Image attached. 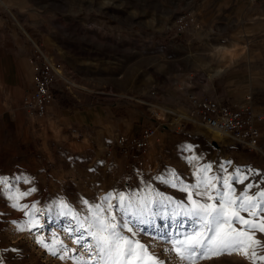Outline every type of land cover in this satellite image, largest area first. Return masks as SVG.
<instances>
[{
  "label": "rangeland",
  "instance_id": "374dc122",
  "mask_svg": "<svg viewBox=\"0 0 264 264\" xmlns=\"http://www.w3.org/2000/svg\"><path fill=\"white\" fill-rule=\"evenodd\" d=\"M186 12L199 28L178 34L176 20ZM20 41L62 63L69 85L59 83L61 92L44 119L0 89V264H98L95 241L81 229V247L77 234L69 235L66 226L77 221L63 215L67 209L60 203L90 222L88 208L107 209L103 199L109 194L116 205L119 193L134 208L142 198L151 201L144 217L150 223L134 222L133 231L123 234L157 264H190L171 243L199 227L184 215L192 205L182 186L193 200L217 207V191L231 189L237 203L245 193L258 197L264 191L263 153L245 151L198 123L183 120L179 132L180 122L168 115L184 116L187 94L228 100L253 91L264 100V0H0V49L5 53L6 44ZM156 111L167 112L165 123L174 126L164 124L143 153L118 156L114 172L103 169L104 143L157 124ZM206 186L212 201L196 194ZM105 214L119 222V210ZM239 215L256 224L264 219ZM232 227L245 228L238 222ZM248 235L259 243L241 238L245 250L195 264H264V233Z\"/></svg>",
  "mask_w": 264,
  "mask_h": 264
},
{
  "label": "snow or ice",
  "instance_id": "6c2138e0",
  "mask_svg": "<svg viewBox=\"0 0 264 264\" xmlns=\"http://www.w3.org/2000/svg\"><path fill=\"white\" fill-rule=\"evenodd\" d=\"M210 166L202 169L201 171L207 172ZM174 175V174H170ZM238 182L240 178L237 176ZM176 186V183H173ZM199 185H197L198 187ZM224 187L228 188V182L224 181ZM182 191L188 193L187 199L192 207L188 208L184 215L191 219L194 224L199 227H194L193 232L184 234L183 239H175L171 241L173 249L181 260H188L190 264H195V260L199 258H211L212 256L219 255L223 252L231 253L233 251L245 250V240L252 244H258L254 236L248 235L250 231L258 230L264 233V219H260L259 224L254 223L252 220H246L239 215V212H247L250 217L258 218L264 216V191L259 193L258 197L249 196L245 193L241 196L240 202L232 199L229 192L217 191L219 207L214 203L197 202L192 199V191L186 187H181ZM197 195L206 196L207 201H212L214 197L207 192V186L204 192H197ZM26 195V194H22ZM112 194L104 197L103 203L107 204V209L102 204L92 205L88 211L92 214L91 221H80L77 214L71 212L63 202L60 203L63 215L68 216L70 213L76 219V227L69 228V235L77 234L78 244L83 247L84 237L79 235V230H83L95 244L91 246V250L95 251L98 256V264H157L158 258H153L148 255L144 246L138 241H133L128 236L124 235L125 229L132 232L133 228L130 226L134 222L140 224L150 223V220L144 219L147 213L151 212L148 201L142 198L139 204L134 208L130 202V197H126L124 193H119L116 197L118 203L113 205ZM248 201L249 203H245ZM87 205V202H85ZM14 207L18 205L14 204ZM235 206V207H234ZM176 207L183 209V204H177ZM114 210H119L120 218L115 215H107ZM129 217L125 219L124 217ZM171 219V217L169 218ZM30 223L31 218H30ZM240 223L245 226L243 231H237L232 227L233 223ZM87 223L88 227L85 228L84 224ZM177 224L183 226L181 221H176ZM23 230V228H20ZM45 248L49 245L43 240H38ZM53 255H57V250L49 248ZM60 251H67L62 245ZM247 255V252L245 251ZM255 256V252H253ZM63 259V256L60 257ZM264 259V257H261ZM79 264V262H77Z\"/></svg>",
  "mask_w": 264,
  "mask_h": 264
},
{
  "label": "built area",
  "instance_id": "2783aa9c",
  "mask_svg": "<svg viewBox=\"0 0 264 264\" xmlns=\"http://www.w3.org/2000/svg\"><path fill=\"white\" fill-rule=\"evenodd\" d=\"M178 34L185 33L194 27L199 28L198 19L192 12L179 15L176 20ZM32 71V90L22 99L23 109L31 116L44 119L48 116L51 106L56 101V94L60 82L69 85L65 77L62 63L44 52L35 43L28 58ZM151 96L158 95L157 90L151 91ZM187 110L184 116L156 111L153 116L157 124L147 126L139 134L125 136L118 135L103 145L100 165L103 169L114 172L118 166V156L134 157L151 147L159 129L165 123L166 114L174 116L179 121L178 131L184 130L183 120L200 124L210 132L218 133L231 139L241 149L249 152L263 153L264 148V100L253 91H249L238 99H219L218 97H200L187 94Z\"/></svg>",
  "mask_w": 264,
  "mask_h": 264
},
{
  "label": "crops",
  "instance_id": "0c3cea01",
  "mask_svg": "<svg viewBox=\"0 0 264 264\" xmlns=\"http://www.w3.org/2000/svg\"><path fill=\"white\" fill-rule=\"evenodd\" d=\"M20 43L21 41L6 44L5 53L0 49V89L4 93L15 94V99L22 103L23 97L32 90V71L28 63L32 49ZM219 73L223 71L217 72L213 77Z\"/></svg>",
  "mask_w": 264,
  "mask_h": 264
},
{
  "label": "bare ground",
  "instance_id": "6f19581e",
  "mask_svg": "<svg viewBox=\"0 0 264 264\" xmlns=\"http://www.w3.org/2000/svg\"><path fill=\"white\" fill-rule=\"evenodd\" d=\"M211 133H214V132H211ZM214 134H216V137L219 138V139L225 138V137H223L222 135H220L218 133H214Z\"/></svg>",
  "mask_w": 264,
  "mask_h": 264
}]
</instances>
